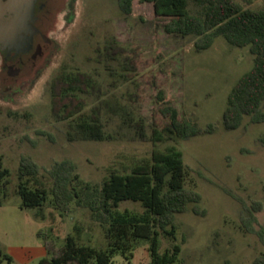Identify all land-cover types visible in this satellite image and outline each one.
Returning a JSON list of instances; mask_svg holds the SVG:
<instances>
[{
    "label": "rangeland",
    "instance_id": "374dc122",
    "mask_svg": "<svg viewBox=\"0 0 264 264\" xmlns=\"http://www.w3.org/2000/svg\"><path fill=\"white\" fill-rule=\"evenodd\" d=\"M236 1L243 8L264 9V0ZM165 21L155 14L152 3L139 0H133L129 16L119 11L116 0H61L48 28L50 45L31 73L28 87L8 97L0 93V159L10 172L8 196L0 205V264H17L2 254L10 246L43 240L44 234H52L61 244L67 234L79 232L82 243L95 248L106 245L103 228L86 209L61 214L46 206L41 219L34 216V209H21L13 192L21 156L46 169L53 162L71 160L81 179L99 186L108 167L129 164L146 154L148 148L124 138L69 142L59 130L62 106L70 105L60 96L59 67L89 70L93 50L103 48L106 39L121 50V62H128V77L138 82L141 111L155 126L167 124L158 111L161 103L156 96L161 89L164 101L177 109L179 118L199 130L177 144L201 197L195 205L203 211L193 213L190 204L175 215L179 264H252L264 250L257 236L243 231L240 223L244 207L258 202L254 227L264 226V121L248 123L245 117L232 130L222 122L228 94L252 67L253 55L247 47L231 46L222 37L209 49L195 52L192 38L164 32ZM116 209L141 211L138 202L128 200L119 202ZM157 238L159 252L172 242L163 233ZM148 246V240L139 239L130 259L115 253L112 264H148Z\"/></svg>",
    "mask_w": 264,
    "mask_h": 264
},
{
    "label": "trees",
    "instance_id": "16d2710c",
    "mask_svg": "<svg viewBox=\"0 0 264 264\" xmlns=\"http://www.w3.org/2000/svg\"><path fill=\"white\" fill-rule=\"evenodd\" d=\"M116 1L124 16L132 13L133 0ZM139 1L152 3L155 14L166 20L162 25L166 34L192 38L195 52L209 49L218 37L231 46L247 47L253 64L231 88L222 122L225 129L232 130L239 128L245 117L248 123L264 121V9L243 8L236 0ZM104 41L103 48L93 50L89 70L66 64L59 67L60 96L70 105L74 103L62 106L59 130L69 142L124 138L148 150L129 164L108 167L99 186L81 179L71 160L53 162L46 169L28 156L20 157L13 192L21 209H34V216L41 219L46 206L61 214L73 208L86 209L103 228L106 240L105 247L95 248L80 242L79 232L67 234L61 244L52 234H44L46 256L37 264H112L115 253L130 259L139 239L149 241L148 264H179L181 245L176 242L175 215L185 212L190 204L193 213L203 211L195 205L201 197L177 144L199 130L179 118L177 109L164 101L161 89L156 96L161 103L158 111L167 124L155 126L141 111L138 82L128 77L130 69L128 62L120 60L121 50L113 40ZM9 175L0 159V205L8 196ZM126 200L138 202L141 211L117 210L118 203ZM259 210L258 202L244 207L240 223L264 248V226L254 227ZM159 233L172 240L163 252H159ZM2 257L13 261L8 254ZM252 264H264V250Z\"/></svg>",
    "mask_w": 264,
    "mask_h": 264
},
{
    "label": "flooded vegetation",
    "instance_id": "af4514ba",
    "mask_svg": "<svg viewBox=\"0 0 264 264\" xmlns=\"http://www.w3.org/2000/svg\"><path fill=\"white\" fill-rule=\"evenodd\" d=\"M46 6V5H45ZM42 8L40 14L34 19L32 32L43 34L49 41V25L55 19L58 7ZM30 4L24 0H0V93L8 97L12 93L27 88L31 73L39 67L43 57L39 54L29 72L20 69L15 72L10 69V60L18 59V66L24 65L27 59L24 53L28 50L32 40L26 28ZM48 19V23L46 22Z\"/></svg>",
    "mask_w": 264,
    "mask_h": 264
},
{
    "label": "water",
    "instance_id": "95a60500",
    "mask_svg": "<svg viewBox=\"0 0 264 264\" xmlns=\"http://www.w3.org/2000/svg\"><path fill=\"white\" fill-rule=\"evenodd\" d=\"M28 1L30 4V10L28 14V18L26 20V28L29 31V39L32 40L28 50L24 53L23 56L26 57L27 62L23 66H18V59L14 58L10 60V69H12L15 72H19L20 69H23L24 72H29L31 69L35 59L38 57L39 54L42 55V53L45 51L47 47H49V40L44 37L43 34H37L36 35L32 32V24L34 23V19L40 14L42 8L45 6L47 7H58L61 0H24ZM48 23V19L46 21Z\"/></svg>",
    "mask_w": 264,
    "mask_h": 264
},
{
    "label": "crops",
    "instance_id": "0c3cea01",
    "mask_svg": "<svg viewBox=\"0 0 264 264\" xmlns=\"http://www.w3.org/2000/svg\"><path fill=\"white\" fill-rule=\"evenodd\" d=\"M7 254L12 258V262L17 264H37L46 256V249L43 240L36 239L32 243L23 246H10Z\"/></svg>",
    "mask_w": 264,
    "mask_h": 264
}]
</instances>
